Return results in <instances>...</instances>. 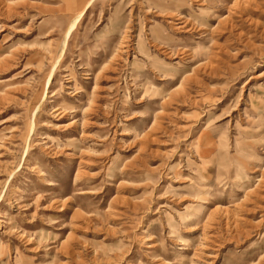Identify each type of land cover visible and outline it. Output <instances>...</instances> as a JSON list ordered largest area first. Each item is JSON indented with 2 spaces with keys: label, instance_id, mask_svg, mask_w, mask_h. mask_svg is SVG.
Wrapping results in <instances>:
<instances>
[{
  "label": "rangeland",
  "instance_id": "374dc122",
  "mask_svg": "<svg viewBox=\"0 0 264 264\" xmlns=\"http://www.w3.org/2000/svg\"><path fill=\"white\" fill-rule=\"evenodd\" d=\"M0 264H264V0H0Z\"/></svg>",
  "mask_w": 264,
  "mask_h": 264
}]
</instances>
